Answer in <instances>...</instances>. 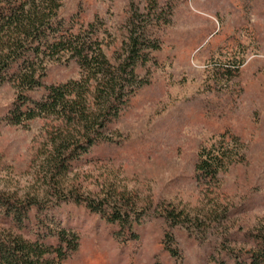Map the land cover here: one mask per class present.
I'll use <instances>...</instances> for the list:
<instances>
[{
    "label": "rangeland",
    "instance_id": "374dc122",
    "mask_svg": "<svg viewBox=\"0 0 264 264\" xmlns=\"http://www.w3.org/2000/svg\"><path fill=\"white\" fill-rule=\"evenodd\" d=\"M146 9L140 22L149 21L160 47L138 67L145 85L111 122L109 145L60 171L52 145L60 120L13 125L0 117V195L76 194L128 207L121 234L77 205L79 243L64 264H216L225 248L244 252L264 240V0H63L60 16L94 23L117 62L128 20ZM49 69L54 83L80 75L73 62ZM15 94L3 81L0 108ZM220 146L224 168L198 177L201 150ZM168 212L182 213L187 227Z\"/></svg>",
    "mask_w": 264,
    "mask_h": 264
},
{
    "label": "trees",
    "instance_id": "16d2710c",
    "mask_svg": "<svg viewBox=\"0 0 264 264\" xmlns=\"http://www.w3.org/2000/svg\"><path fill=\"white\" fill-rule=\"evenodd\" d=\"M62 5L63 0H0V84L9 81L16 89L12 102L0 108V117L13 125L38 117L60 120L52 144L60 171L110 144L111 122L145 85L138 67L160 47L157 34L144 27L149 21L140 22L149 11L136 12L127 23L124 57L112 62L94 37L95 24L83 26L77 15L66 21L60 16ZM68 62L79 68V78L54 83L49 65ZM38 88L45 93L37 98L33 93ZM227 156L221 146L203 148L195 166L198 177L214 178ZM81 200L76 194H58L48 201L0 195V264H64L79 243L77 205L99 214L119 233L129 224L127 206L111 203L106 208L104 201ZM165 217L183 226L188 221L182 213ZM225 249L227 258L216 264H264V240H254L244 252ZM168 251L176 255L171 246Z\"/></svg>",
    "mask_w": 264,
    "mask_h": 264
}]
</instances>
